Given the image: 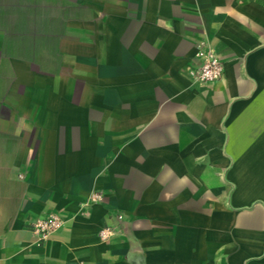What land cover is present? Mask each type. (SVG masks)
Here are the masks:
<instances>
[{
  "label": "crops",
  "instance_id": "0c3cea01",
  "mask_svg": "<svg viewBox=\"0 0 264 264\" xmlns=\"http://www.w3.org/2000/svg\"><path fill=\"white\" fill-rule=\"evenodd\" d=\"M0 264H264V0H0Z\"/></svg>",
  "mask_w": 264,
  "mask_h": 264
},
{
  "label": "built area",
  "instance_id": "2783aa9c",
  "mask_svg": "<svg viewBox=\"0 0 264 264\" xmlns=\"http://www.w3.org/2000/svg\"><path fill=\"white\" fill-rule=\"evenodd\" d=\"M224 74V65L221 60L213 53L209 52L204 58L203 63L194 73L195 79L200 82H213L222 78ZM94 199L100 197L95 194ZM119 218H122L121 216ZM64 224V220L57 214L51 213L44 218L38 219L33 224V233L36 235L38 242L47 241L51 235L58 231ZM111 231L106 228L101 232V236L105 237L106 232Z\"/></svg>",
  "mask_w": 264,
  "mask_h": 264
}]
</instances>
